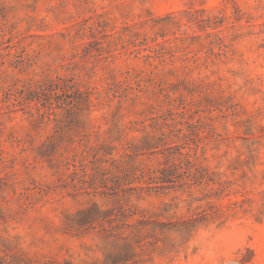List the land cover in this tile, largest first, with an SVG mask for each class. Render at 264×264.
<instances>
[{
	"label": "rangeland",
	"instance_id": "374dc122",
	"mask_svg": "<svg viewBox=\"0 0 264 264\" xmlns=\"http://www.w3.org/2000/svg\"><path fill=\"white\" fill-rule=\"evenodd\" d=\"M0 264H264V0H0Z\"/></svg>",
	"mask_w": 264,
	"mask_h": 264
}]
</instances>
